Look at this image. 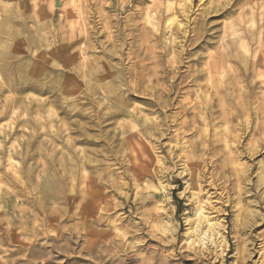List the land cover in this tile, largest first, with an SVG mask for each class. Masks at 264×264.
<instances>
[{
	"label": "clouds",
	"instance_id": "1",
	"mask_svg": "<svg viewBox=\"0 0 264 264\" xmlns=\"http://www.w3.org/2000/svg\"><path fill=\"white\" fill-rule=\"evenodd\" d=\"M0 264H264V0H0Z\"/></svg>",
	"mask_w": 264,
	"mask_h": 264
}]
</instances>
